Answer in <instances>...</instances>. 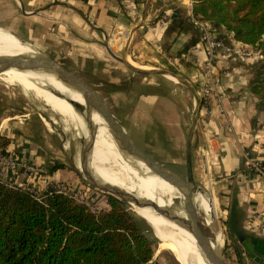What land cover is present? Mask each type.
Here are the masks:
<instances>
[{"label":"crops","instance_id":"0c3cea01","mask_svg":"<svg viewBox=\"0 0 264 264\" xmlns=\"http://www.w3.org/2000/svg\"><path fill=\"white\" fill-rule=\"evenodd\" d=\"M192 5L193 0H0V26L82 78L97 77L99 87H119L112 93L115 115L138 140L183 149L184 160L188 141L193 172L199 176L194 150L207 154L229 231L236 238L251 236L264 257L254 240L264 234L250 226L253 213L264 215V183L247 168V158L264 151V101L252 90L263 71L264 45L237 40L210 21L236 49H219L210 71L217 80L212 99L207 105L200 100L190 128L197 103L194 90L198 93L206 83V52L190 18ZM118 24L130 35L125 47L114 48L107 37ZM254 49L258 52L252 53ZM159 69L172 70L181 79ZM91 111L106 122L99 111ZM13 141L9 149L17 156L42 157L25 151L27 141ZM236 246L242 256L233 264H264L250 257L242 243Z\"/></svg>","mask_w":264,"mask_h":264},{"label":"trees","instance_id":"16d2710c","mask_svg":"<svg viewBox=\"0 0 264 264\" xmlns=\"http://www.w3.org/2000/svg\"><path fill=\"white\" fill-rule=\"evenodd\" d=\"M192 11L223 25L237 40L264 45V0H193ZM252 90L264 101V62ZM1 142L15 154L6 149L7 138ZM61 166L57 162L48 170ZM123 201L109 193L107 207L93 210L55 187L37 195L29 186L0 179V264H157L142 223ZM254 240L264 255V237ZM230 252L239 262L241 250L234 245Z\"/></svg>","mask_w":264,"mask_h":264},{"label":"rangeland","instance_id":"374dc122","mask_svg":"<svg viewBox=\"0 0 264 264\" xmlns=\"http://www.w3.org/2000/svg\"><path fill=\"white\" fill-rule=\"evenodd\" d=\"M112 45L114 48L118 47L117 43ZM123 47H125V45H123ZM121 55L122 52H120V56ZM83 78H86L87 80L95 83L92 85L100 91L113 112L116 113V104L112 93L116 90V88L119 87H99L100 85L97 81V77L84 75ZM8 81L10 82H7L0 78V151L5 152L4 147L1 144L3 138H7L9 140L8 144L10 143V141L12 142V140L15 141V139L27 141V146L24 147L26 148L25 151L35 154L36 152H39L42 157H34V154H32L30 155V157L25 159L30 162H34L42 168H40V173L47 177L49 186L61 187L68 193L74 195L76 198H79L87 203L93 209H98L100 207L106 208L108 205V195L109 193H112L93 185L84 176L82 170L77 166V163L80 165L81 154L85 148L87 138L81 133H76L77 128L74 127L73 122L63 119L64 117H68L72 118L75 122L74 117L70 113L61 115V113H57L51 110L49 106L46 105L45 102L33 91L26 92L24 88H22L19 84L12 82L11 79H9ZM204 85H202V87H199L198 93L193 89L195 94L197 93L200 100L204 99ZM56 94L61 96V94L59 93ZM77 110L80 111L79 109ZM96 129V126L90 129L91 132L89 138L92 140H94ZM130 135L138 145L142 144V146L140 145V147L146 153H148L149 155L150 152L155 153L151 157L163 164L162 165L154 161L155 163L160 165H156L159 173L165 174L173 179V175H171L166 169L163 168L166 167L167 169L177 174L181 179H183L182 177L185 178V160L183 149L178 150V152H181L180 154H178L177 150L174 148H167L166 150V147L161 146L162 144L156 145L155 143H150V139L138 140L137 137H135V135L131 132ZM115 144L118 147V150L126 153L125 151L121 150L116 142ZM5 147L6 149H9V145H5ZM208 157L209 156L207 154H202V151L194 150V158L196 159L197 170L201 172V176H199L198 174H194L193 172V177L195 183L200 187L206 189L210 194L211 199L214 201L217 216L219 217L218 222L220 223L223 232V256L227 261V264H233L230 258H232L231 256L234 254H232L231 252H233L234 245H241V241L231 234L228 225L225 222L226 216L225 211L223 210V205L221 201H219V196L214 191L212 186L213 176L211 172V163L209 162ZM43 161L47 165H43ZM57 162L62 163V166L49 171L48 169ZM114 167L120 168V165L115 164ZM89 169L100 180L109 183L106 180L105 176H103L102 173H100L96 168L89 167ZM21 177L22 176H20V178ZM24 180L25 182H29L28 184L30 186L34 187V192L37 195H40L42 193V190L45 189V186L41 184V178L40 181L37 180V178H35L34 181L28 180L26 178ZM109 180L117 185V187H123V185H121L120 183H117L111 179ZM180 193L183 198V194L181 191ZM121 199L124 200L123 205L125 206V208L142 223L146 234L151 240V245L153 247V255L151 260L153 262L157 264H180L178 260L179 258H183L184 261H186V263L188 264H198L195 252L193 250L194 248L192 245V240L187 235L181 233L178 237L179 240L176 238L177 245L159 242L158 236L161 237L164 234L158 230L157 233H155L153 226H151V224L149 223L151 222L155 227L157 221L154 217V210L151 209L148 218H145L140 212H147L146 208L136 207L130 201L122 197ZM199 216L198 218L202 230L210 238H212L209 229L203 223L202 215L199 214ZM159 245L166 248H159ZM229 252L231 253L230 255Z\"/></svg>","mask_w":264,"mask_h":264},{"label":"bare ground","instance_id":"6f19581e","mask_svg":"<svg viewBox=\"0 0 264 264\" xmlns=\"http://www.w3.org/2000/svg\"><path fill=\"white\" fill-rule=\"evenodd\" d=\"M38 52L35 46L27 41H22L10 30L0 26V54L26 53L32 55ZM170 76L176 79V76L172 74H170ZM0 78L7 82H10L8 80L11 79L12 82L24 88L26 92L33 91L53 111L61 113V115L70 113L74 117L75 122L72 118L64 117L63 119L73 122L74 127L77 128V134L81 133L88 138L90 137V129L95 126L97 127L94 140H92V147L88 153L87 169L91 177L101 183H106L96 177L89 169V167H94L105 176L109 184L115 185L109 179L120 183L125 187L124 189L133 192L136 196L153 199L158 202L160 206L168 207L178 215L188 218L194 225L197 216L201 214L204 225L209 229L212 235L210 239L201 236L202 240L206 242L210 251H213L214 247L219 246L223 240V232L218 222L219 217L217 216L214 201L211 199L210 195L202 190L195 192L193 194V201L197 210H194L190 205L183 202L181 193L175 186L153 173L142 160L118 150L115 142L119 144L121 150L125 151L121 142L110 133L107 123H104V121L98 117L99 115H94L91 109L87 107L83 94L77 88L71 86L53 70L42 66H32L27 62L18 63L7 68L0 67ZM54 91L59 92L61 96L57 95ZM68 99L78 102L82 106V110L78 111ZM87 119L90 120V125L87 124ZM149 163L151 168L158 172L156 165H160L154 161H150ZM113 164H119L120 168L114 167ZM77 166L81 169V165L77 163ZM163 168L173 175L174 180L183 184V180L177 174L166 167ZM183 187L188 190L186 185H183ZM131 203L136 207L146 208L147 212L140 213L145 218H148L152 208L149 206H138L133 202ZM154 214L157 221L155 224L157 229L151 222H148L153 226L155 233H157L158 230L164 234L161 237L158 236L159 242L177 245L176 238L178 239L179 235L184 233L192 240L193 250L198 264H212L209 259L205 257L188 226L165 217L156 210H154ZM159 248L166 247L159 245ZM178 261L180 264H188L183 258H179Z\"/></svg>","mask_w":264,"mask_h":264},{"label":"water","instance_id":"95a60500","mask_svg":"<svg viewBox=\"0 0 264 264\" xmlns=\"http://www.w3.org/2000/svg\"><path fill=\"white\" fill-rule=\"evenodd\" d=\"M37 50L39 52L36 54H32V55L26 54V53L0 54V65H1L0 67L7 68L10 66L16 65L18 63L27 62L31 64L32 66H35V65L42 66V67L49 68L53 70L54 72H56V74H58L62 79L68 82L71 86L81 91L88 108H91V109L94 108L100 112V114L104 117L111 133L121 142V145L123 146L126 153L131 154L132 156L142 160L145 163V165L153 173H155L156 175H158L159 177H161L162 179H164L165 181H167L168 183H170L171 185L179 189L183 194V202L190 205L192 208H194V210H197L195 207V203L193 201V194L201 190L207 192V190L200 187L199 185L195 183V180L193 177L191 157H190L189 142L188 141L186 142V147H185V178L182 177L183 184H180L178 181L168 177L165 174L158 173L154 169L151 168L150 163H149L150 161H156L159 164H162V163L152 158L134 141V139L130 136L128 131L125 129L123 124L119 121V119L117 118V116L115 115L111 107L109 106L105 97L100 93V91L97 88H95L92 84L84 80L79 74L74 72L64 63H62L60 60L54 58L50 54L38 48ZM156 71H159V72L166 71L176 76L178 79H181V77L177 73L169 69H159ZM54 92L59 93L56 91ZM195 95H196L197 103L194 107V111L192 114L190 128L192 127L194 123V120L196 118L199 105H200V98L198 97L197 93ZM68 101L72 103V105L75 108L79 109L80 111L82 110V106L75 100L68 99ZM87 124L88 125L91 124L90 120L88 119H87ZM189 133H190V129L188 131V134ZM91 147H92V139L88 137L85 148L81 154L80 165H81V170L84 173V176L93 185L101 189L107 190L111 192L112 194L122 197L130 202H133L134 204L138 206H149L150 208L156 210L158 213L164 215L165 217L176 220L177 222L188 226V228L191 229L193 235L195 236L196 241L201 247L205 257L208 258L212 264H227V261L225 260L223 256V247H224L223 240L219 244L218 247H214L213 251H210V249L208 248V245L206 244V242L202 240L201 236H204L207 239H210V237L202 230L198 216L196 218V223L194 225L192 224V222H190L188 218L178 215L177 213H175L168 207L160 206L158 202H156L153 199H150L147 197H138L133 192L128 191L124 188L117 187L116 185H112L109 183H101L100 181L91 177L87 169L88 153ZM183 185H186L188 187V190H185ZM175 198H178V197H175ZM240 241L243 247L249 253L250 257H252L255 261L259 263H264V257L260 256L254 249V242L251 241V236L247 235V236L241 237Z\"/></svg>","mask_w":264,"mask_h":264},{"label":"built area","instance_id":"2783aa9c","mask_svg":"<svg viewBox=\"0 0 264 264\" xmlns=\"http://www.w3.org/2000/svg\"><path fill=\"white\" fill-rule=\"evenodd\" d=\"M161 18L164 22H166L169 20V15L163 14ZM190 18L200 31V41L206 52V58L204 60L206 83L204 85L205 88L203 92L204 99L202 100L207 105L212 99L213 85L217 84V80L211 77L210 71L219 49L223 48L226 51H233L236 48L225 43L224 38L218 34L215 26L209 20L201 17L200 15L194 14L193 11L190 13ZM129 35L130 33L126 31V28H122L118 24L114 27L107 38L108 42L110 41L111 44L117 43V45L120 47L124 45L127 40H129ZM114 38L116 39L115 43L111 42V40ZM262 39L264 40V37H262ZM247 52L248 53L246 54H251L250 51ZM256 52H258V49L252 50V53ZM40 168L41 167H39V165L35 164L34 162L23 159L16 154L0 151V179L6 182L14 183L21 187L29 186L34 191V187L30 186L28 184L29 182H25L24 179L26 178L28 180L34 181L35 178H37V180L40 181L41 178V184L45 186V189H47L49 187L48 179L46 176L40 173L42 169ZM247 168L250 171L258 174L264 183V151L260 155L249 156L247 158ZM20 176L22 177L20 178ZM55 188L68 193L61 187ZM250 226L252 228L258 229L264 234V215L259 217L258 213H253Z\"/></svg>","mask_w":264,"mask_h":264}]
</instances>
